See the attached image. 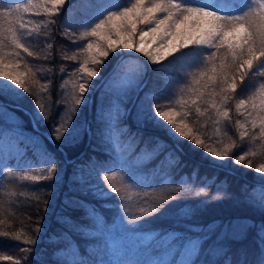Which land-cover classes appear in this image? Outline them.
Masks as SVG:
<instances>
[{
    "label": "trees",
    "instance_id": "16d2710c",
    "mask_svg": "<svg viewBox=\"0 0 264 264\" xmlns=\"http://www.w3.org/2000/svg\"><path fill=\"white\" fill-rule=\"evenodd\" d=\"M21 1L24 0L17 2ZM100 3L101 0H66L61 15L54 18L56 23L50 30L55 44L61 46L69 43L61 26L71 20L70 16L79 19L69 24L76 32V29H81L80 23L96 14ZM39 42L37 39L28 42L29 49L35 54L33 57L21 52L22 64L26 62L36 73L38 82L32 84L33 94H24L22 99L14 103L3 99L18 105L13 107L5 104L13 108L18 118V129L7 124L0 126V130L5 131L3 138L16 143L15 150H3L0 147V165L5 169L0 174V212L3 213L0 219L4 220L0 231H19L23 233L22 240L30 236L35 243L28 245L11 236L0 237V256H12L14 260H20L21 264H155L151 262L155 260L152 257L164 243L195 239L198 241V250L186 264L192 261L196 264H226V261L240 264L241 259L244 264H260L262 250L258 245L255 227L248 229L240 239L225 238L222 244L228 251L225 255H217L215 259H211L210 254L220 229L210 233L211 239L205 235L208 232L206 226L213 222L240 221L257 226L264 222V211L247 202L264 195V179L255 171L259 164L264 163V155H261L264 141L258 138L259 130H253L257 136L255 142H241L235 128V120L241 116L236 114L234 107L231 123L224 121L222 125H216L208 117L198 118L193 114L186 120L189 127L198 129L197 134L209 148L221 151L225 144L231 146V155L226 161H213L203 148H197L188 141H182L180 152H176L175 142L162 127L151 122H138L134 106L139 103L137 97L127 117L122 115L113 126H108L107 112L111 102L118 96L113 87L101 91L100 84L93 94L89 114L91 120L88 119L87 102L80 106L76 118V123L83 126L85 134L78 143L60 147L58 142L48 140L53 123L64 119L66 106L56 92L55 72L63 64H70L71 60H57L56 50L51 55L41 52ZM123 58L117 63L116 69L121 68ZM25 70L21 68V71ZM185 71L175 72L176 79L161 86V90L176 92L186 83V80L180 79ZM261 81H264V77L250 75L245 85L238 90L239 98L251 94ZM160 83L158 69L151 67L148 80L142 88L155 89ZM142 93L140 99H143ZM160 101L157 99L153 103ZM37 102L44 105L45 113L55 109L56 114L51 120L39 122V126L35 122L34 126L30 114L34 118ZM102 102L104 119L99 121L97 110ZM247 127L251 129L250 124ZM89 128L90 133L87 131ZM104 129L110 139L103 138ZM32 141H38L41 148L46 145L47 151L58 162L61 178L56 182L54 191L49 181L17 179V173L41 175L46 174L44 170L47 167H51L50 163L44 162L45 157ZM250 149L257 156L246 158L244 164H236V157ZM249 162L252 168L246 166ZM121 164L128 167L140 184L152 185V188L126 187L119 194L125 198L127 212L119 207L116 199L94 198L75 183L81 176L84 180L95 181L96 171L101 167L116 171ZM116 183L120 186V175H117ZM182 184L184 188H181ZM201 188L205 189V193L197 195ZM169 196L183 198L169 201L166 209L159 214L129 223L132 214H139L140 207L150 211L158 201L166 200ZM217 196L223 198L213 199ZM197 226L205 227L201 231ZM147 234L151 235L149 244L140 243L142 236ZM201 237L207 243H203ZM200 243H203L202 250L199 249ZM24 248L30 251L25 252ZM60 249L63 252H59ZM200 259L202 262H199ZM164 261L160 260L159 264H165ZM0 264L14 262L0 260Z\"/></svg>",
    "mask_w": 264,
    "mask_h": 264
},
{
    "label": "snow or ice",
    "instance_id": "6c2138e0",
    "mask_svg": "<svg viewBox=\"0 0 264 264\" xmlns=\"http://www.w3.org/2000/svg\"><path fill=\"white\" fill-rule=\"evenodd\" d=\"M66 0H39L33 4L31 0L27 5L17 0H0V115L9 111L3 103L7 98L13 103L22 99L24 94L32 95V84L37 83L36 73L25 62L22 64L21 52L29 57L35 54L28 47V42L37 39L42 27L56 23L55 17L61 15L62 6ZM7 4L8 6H3ZM35 9V11H33ZM43 9V11H40ZM26 16L53 17L36 22L25 19ZM65 35H73L65 30ZM86 40L83 46L80 42ZM72 46L78 52L65 55L64 59L77 61L79 68L77 75L84 82L73 84L72 107L68 119L55 121L48 135L49 142L76 144L85 134L83 126L76 123L80 106L86 103V94L90 93L93 81L100 78L102 72L108 68L109 63L116 58L117 61L124 56H133L135 53L146 57L145 72L148 65H160L169 57L181 61L178 71H185L180 79L186 80L176 92L161 91L157 93L144 92L139 88L136 93L138 104H135L138 122H151L162 127L175 142L174 151L180 152L182 141H188L197 148H203L213 158V161H226L231 155V146L225 144L221 151L209 148L197 134L198 129L189 127L186 120L195 114L198 118L208 117L216 125L224 121L231 123V113L234 107L236 114L243 116L244 120L236 119L235 128L241 142H255L257 136L253 130L258 129V138L264 141V81L258 83L255 90L244 98H239L238 90L245 85L249 76L264 77V0H101L94 16V22L84 26V31L73 40ZM51 48V45H48ZM82 57V59H81ZM117 65H113L115 72ZM21 68L26 69L21 71ZM63 71V69H62ZM31 81V84H30ZM140 80L134 76L126 77L121 85L122 98L117 97L111 102L109 117L119 120L128 113L125 105L130 99L132 86L139 87ZM65 87V85H61ZM140 92H144L140 99ZM166 100L167 103H153L154 100ZM59 104H57V108ZM35 122L51 120L56 114L55 109L45 113L44 105L35 104ZM112 108L115 109L113 114ZM103 102L98 107L97 118L103 121ZM63 117V113L60 114ZM251 125V129L247 126ZM91 132V128L87 130ZM227 135V132L224 133ZM42 152L47 167L46 174L30 175L17 173L19 181H49L52 190L61 178L60 169L55 156L47 151L46 145L41 148L38 141H32ZM63 142V143H59ZM264 155V152L261 153ZM257 153L251 151L238 155L236 164H244L246 158H255ZM178 162L179 157H176ZM32 165H26L31 167ZM252 168L249 162L246 165ZM5 171L0 165V174ZM255 171L264 173V163L259 164ZM103 172L101 176L100 173ZM11 175V172H9ZM120 175L121 183L117 186L116 177ZM75 183L83 190L89 192L97 199H116L119 207L127 212L125 198L119 195L126 187L152 188L151 184H140L125 164L119 165L116 171L101 167L96 171V180H84L81 176ZM181 188H184L183 184ZM186 190V189H185ZM201 188L197 195L204 194ZM112 194H117L113 197ZM176 196H169L160 200L150 211L144 207L139 208V214H132L129 223L141 220L145 216L159 214L164 211L171 200ZM222 196L213 199H221ZM247 202L264 211V195ZM0 215H3L0 212ZM4 220L0 219V225ZM204 230L205 226H197ZM207 239L210 233L220 229L216 237V245L211 251L225 255L228 251L222 244L225 238L240 239L246 235L248 229L256 228L258 245L261 248L260 264H264V222L259 226L255 223L240 221L213 222L206 226ZM39 230L38 228L36 229ZM24 244L32 245L35 241L29 236L22 240L23 233L17 231H0V237H10ZM203 243H207L201 237ZM203 243L199 249H203ZM198 247L196 248V252ZM23 251L29 252V248ZM0 260L13 261L12 256H0ZM191 264H196L192 261ZM230 264V261H226ZM240 264H244L241 259Z\"/></svg>",
    "mask_w": 264,
    "mask_h": 264
},
{
    "label": "rangeland",
    "instance_id": "374dc122",
    "mask_svg": "<svg viewBox=\"0 0 264 264\" xmlns=\"http://www.w3.org/2000/svg\"><path fill=\"white\" fill-rule=\"evenodd\" d=\"M18 1V0H17ZM33 4H37L39 0H31ZM20 3H23L27 5L29 3V0L21 1ZM5 7L8 6L7 4L4 5ZM35 11V9H33ZM40 11H43V9H40ZM95 16V15H94ZM94 16L91 19H87V21H83L80 23V30L76 29V32L73 31V29L70 27L69 24H73L74 20H79L77 17L70 16V19L67 23L63 24L61 29L65 32L67 29L68 33H73V35H66L67 41L69 40V43H65L61 46L55 44V38L54 35L50 34L51 27H54V25H50L48 27H42L40 30L39 37L37 40H39V48L41 49V52L46 53L48 55H51V53L56 50V59L64 58L65 55H72L75 52H78V48L72 46L73 40H78L82 32L84 31V26L88 25L89 22H94ZM25 19H31L36 22H39L41 20L45 19H53V17H44V16H26ZM35 40V39H34ZM87 41L84 40L83 42H80V46H83V43H86ZM48 45H51L52 47L49 48ZM146 58V57H145ZM82 59V57H81ZM147 59V58H146ZM79 60L77 61H70V64H63L62 67L57 68L55 72L56 76V85H57V93H59V99L61 97L62 101L65 103V109H64V119H68V116L70 113L67 111L69 107H72V92H73V84L76 85V90L79 91L78 84L84 82L79 78L77 75V69L79 68ZM181 61L179 59H173L172 57H169L166 59L162 64L160 65H151V67H155L159 71V78L161 80L160 85L156 87L155 89H145L144 92H161V86H164L166 83H171V81H174L176 79V73H179L178 71ZM121 68L116 69L115 72H111L105 80L101 83L100 90H107L110 88H114L117 92V96L122 98V82L123 80L128 77L130 74L136 76L140 82L142 78L145 75V62L141 58H139L136 55L128 56L126 55L125 58L122 59L120 62ZM63 69V71H62ZM176 70V71H175ZM51 76V74H50ZM97 82V81H96ZM93 86L95 85V82L93 81ZM61 85H65V87H61ZM93 88V87H92ZM138 87L132 86L130 89V99L125 105H121V108L124 107L127 108L132 96L136 92ZM144 92L142 95L144 96ZM175 92V91H172ZM88 94H86V102L88 99ZM161 100V99H160ZM161 104L167 103L166 100H161ZM7 106V105H6ZM83 106V105H81ZM9 111L3 115H0V126L2 125H9L10 127L14 129H18V118L13 111L12 107L7 106ZM112 112L114 114L115 109L112 108ZM107 115L109 116V112H107ZM125 116V115H124ZM242 121L244 120V117L241 116L240 118ZM108 126L114 125V122L116 119L108 117ZM111 126V127H112ZM123 127V126H121ZM107 130H103L104 132V139H110L108 135H105ZM4 130H0V147L3 148V150H15L16 143L12 140H5L3 138ZM259 175L264 179V173H259ZM151 238L150 234H147L145 236H142L140 243L142 244H149V240ZM216 245V244H215ZM214 245V246H215ZM198 246V241L195 239L191 240H183V241H175V242H169L164 243L161 249L153 255L152 258L155 260H151V262H155V264H159L160 260H165V264H186L191 256H193L194 252L196 251V248ZM59 252H63V250L60 249ZM219 255V253L211 251L210 258L215 259ZM199 262H202V259H200ZM206 262V261H204Z\"/></svg>",
    "mask_w": 264,
    "mask_h": 264
},
{
    "label": "water",
    "instance_id": "95a60500",
    "mask_svg": "<svg viewBox=\"0 0 264 264\" xmlns=\"http://www.w3.org/2000/svg\"><path fill=\"white\" fill-rule=\"evenodd\" d=\"M135 54L141 56L146 61V58L143 57L142 54H140V53H135ZM118 62L119 61H117V59H115L114 62L112 63V65L110 66V68L99 78V80L93 86V88H92V90H91V92L89 94L88 101H87V114H88V119L89 120H91L89 114H90V109H91V105H92L93 94H94L95 90L99 87V85L105 80V78L112 72L113 65L114 64L117 65ZM150 71H151V65H148L147 66V71H146L144 77L142 78V80H141V82L139 84V87L137 88L136 92L134 93V95L131 98L130 103L127 106L128 112H129V110L131 109L132 105L134 104V102L136 100V97H137L136 93L139 91V88H142L145 85V83L147 82L149 74H150ZM3 103L4 104H8V105L13 106V107H17L18 106L16 104H13V103H10V102H6V101H3ZM127 115H128V113L125 115V117H127ZM30 117H31V120H32L33 124L36 126L35 120H34V118L32 117L31 114H30Z\"/></svg>",
    "mask_w": 264,
    "mask_h": 264
}]
</instances>
